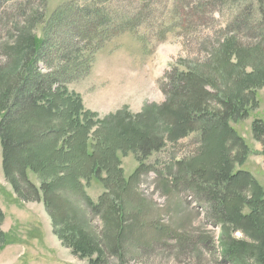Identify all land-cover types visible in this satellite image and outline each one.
<instances>
[{"label":"rangeland","instance_id":"rangeland-1","mask_svg":"<svg viewBox=\"0 0 264 264\" xmlns=\"http://www.w3.org/2000/svg\"><path fill=\"white\" fill-rule=\"evenodd\" d=\"M36 68L77 151L22 179L0 138V264H264V0H0V121Z\"/></svg>","mask_w":264,"mask_h":264},{"label":"trees","instance_id":"trees-1","mask_svg":"<svg viewBox=\"0 0 264 264\" xmlns=\"http://www.w3.org/2000/svg\"><path fill=\"white\" fill-rule=\"evenodd\" d=\"M94 8L91 4L80 7V11L90 22L99 18L100 11ZM105 18V21L101 22L103 26L114 25L115 22H112L113 20L108 15H105ZM9 97L12 100L6 106L0 121V138L4 148L6 173L16 171L22 179H25L27 178L26 168L32 167L37 170H40V167L41 169L47 168L49 161L47 164L43 161H35L36 158H44L40 152H44L46 147H53L57 151L55 158L59 156L69 158L76 154L77 146L72 143V140L80 131H74L73 124H81L78 110L80 100L74 94L69 93L67 87L59 84L57 78L42 73L36 68L35 74L32 77H24ZM62 108L67 123L64 122L56 127L51 123L46 124L47 118L55 110L60 112ZM31 125L36 128L18 132L22 126ZM86 126L87 124L83 125V127ZM57 141L63 142L57 146ZM82 141L85 140L82 139ZM84 153L86 156L88 155L86 151ZM31 158H35V166H32ZM220 170L222 172L217 175L218 182L228 180L227 183H229L232 180L245 181L241 183H246L247 172L239 170L228 173V171H223L225 169L220 168ZM219 207L220 203L214 206L216 214L219 212Z\"/></svg>","mask_w":264,"mask_h":264}]
</instances>
